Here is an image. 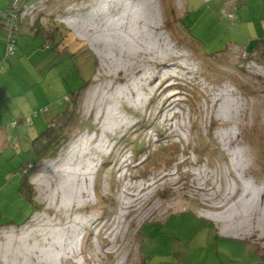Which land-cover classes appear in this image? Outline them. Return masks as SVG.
<instances>
[{"label": "rangeland", "instance_id": "374dc122", "mask_svg": "<svg viewBox=\"0 0 264 264\" xmlns=\"http://www.w3.org/2000/svg\"><path fill=\"white\" fill-rule=\"evenodd\" d=\"M16 1L0 0L4 32L2 13ZM105 1L45 0L35 19L20 23L15 54L0 67V127L8 134L0 264H264V194L262 213L239 237L205 217L235 213L243 182L229 167L238 153L246 157L243 181L264 192V0H148L139 26L142 3L126 0L106 17L119 18L116 27L99 24ZM75 19L82 29L71 27ZM130 23L148 34L138 46L152 43L153 55L113 50L104 58L91 45L101 30L129 32ZM40 31L61 48L45 45ZM229 99L239 111L232 121L223 110ZM62 129L63 147L28 166L22 192L21 165L46 143L43 133ZM71 165L90 173L72 204L60 194ZM149 184L146 207L124 205L126 187ZM226 184L238 195L215 209L209 196L224 198ZM61 240L70 245L65 256L42 254ZM24 247L35 254H20Z\"/></svg>", "mask_w": 264, "mask_h": 264}, {"label": "bare ground", "instance_id": "6f19581e", "mask_svg": "<svg viewBox=\"0 0 264 264\" xmlns=\"http://www.w3.org/2000/svg\"><path fill=\"white\" fill-rule=\"evenodd\" d=\"M128 1V0H127ZM126 0H121V3H118L117 1H113V3H111V1L106 0L105 1V7H101L100 6V10L103 12L104 16L103 18H101L99 20V24L102 25H107V26H112V27H116L118 24L117 20L119 18L115 19H110V20H106V17L109 16L110 13V8H116V10L118 11L120 8H123V3H125ZM142 6V9L144 10L143 12L141 11H137V15L134 18V23L137 24L139 26V22H141V20H145L144 16H145V5L146 7L149 8L150 5V1L148 0H139ZM130 3H127L126 6H128V8H126L127 12L125 13L127 16H134V13L131 12V6H129ZM120 5V8H119ZM98 9V10H99ZM106 10V13H104V11ZM144 14V15H143ZM90 23H93V19L89 20ZM119 21V20H118ZM120 24V23H119ZM131 25V23H130ZM120 26H122L120 24ZM71 27L75 30L79 29L81 27V29L83 28V26L80 24V21L78 20H72L71 21ZM130 29L133 30H129V32H127L126 30H119L118 28H116L115 30H101L102 31V37H97L96 38H92L91 40V45H93V47H96L97 50H99V54L105 58V56L103 55L104 52H109V51H119V53L122 56H127L128 58H133L136 57L137 55H153L154 53V46L151 44L152 43H148L147 45H142L141 48H139L138 43H139V39H145V40H149L150 37L148 36V34L144 35V33L141 32L142 36H138L137 33L135 31H137V27L134 25L129 26ZM96 32H99L100 30H95ZM102 48H101V47ZM146 46V47H145ZM156 52V51H155ZM158 52V51H157ZM156 54V53H155ZM166 63V62H165ZM159 65V64H157ZM234 100V99H233ZM234 101L232 100H227L225 101L224 105H223V110L227 113V120L228 121H232L233 119H236L237 117V113H239L238 109H234ZM237 104V103H236ZM238 105V104H237ZM113 115V112L110 114ZM231 131H226L223 133V137H225V140H229V145L231 144ZM230 138V139H229ZM234 142V141H232ZM234 144V143H233ZM83 154V153H82ZM67 158V157H66ZM236 158L233 162L232 165H230L229 169H230V173L235 174L234 179L236 181V184H238L241 180L242 185H241V195L240 197L236 198L237 201H235V203L233 205H231V208H236L235 213L232 214L229 213L227 214L225 217H221L220 215H215V216H205L208 217L209 219L213 220V222L215 221L218 224H222V228H221V233L223 235H228V234H232V235H228V236H232V237H239V233H241V231L246 227L249 226V223L251 220H253V217L258 214V213H262V205L258 203V199L261 198L264 194V192L262 191V189L258 188L257 186H253L251 185V183H249L248 181H243L242 176L245 175V172H247L246 168H245V164H246V157H244L243 153H238L236 155ZM82 165H71V173H66L67 174V179L68 182H65V186L62 187L61 189V195L64 196V198L68 197L69 198V202H71V204L73 202H75L81 195L83 196V188L80 186V184L78 183L80 180L81 181H86L87 176L90 174L88 172H83L82 170ZM69 168V169H70ZM65 176V175H64ZM199 179V178H198ZM240 179V180H239ZM207 182V181H206ZM238 182V183H237ZM76 183V186L75 184ZM206 184V183H205ZM152 185H146L144 187H137L135 188V191H131L129 187H126V189L124 190L126 197L129 198V200L127 202H123L124 205L127 208H135L136 206L138 207V209H141L143 207H146L148 204V200H146L145 197H147L148 191L151 189ZM213 188V187H212ZM133 190V189H132ZM199 190H203L205 191V193L207 191H209L207 189V187H200ZM220 192L222 189V187L220 186L219 188ZM240 189H236L235 186L232 187V189L230 188V186L228 184H226L225 189H224V198L221 197L223 195L220 194L219 197H221V199L218 198L217 193L215 194H211L209 196V199L211 200V202H213L214 204V208L215 209H222L223 207L227 206L226 204L230 201H233L234 198L238 195V193H236L237 191H239ZM149 193H151L149 191ZM228 194H232V196L228 197ZM67 199V198H66ZM263 199V198H262ZM65 201V200H64ZM78 202V200H77ZM152 203V202H151ZM75 204V203H74ZM232 204V203H231ZM65 205V204H64ZM67 206V205H66ZM232 210V209H231ZM264 212V209H263ZM261 217V216H260ZM262 219V218H261ZM237 222H234V221ZM234 222V223H232ZM232 223V224H231ZM235 226V231L233 230H229L227 229L228 226ZM251 228V227H249ZM247 230V229H246ZM245 230V231H246ZM237 235V236H236ZM55 243H52V246L50 249H46L44 251H42V254L46 255V257L49 256H53L54 258H60L63 257L67 254L68 250H70L69 246H66L64 244V242L58 241L56 243V241H54ZM46 243V242H45ZM72 246V243H71ZM73 249V247L71 248ZM35 251V247H24L21 249L20 254L25 255L26 253L28 255H33ZM17 254V253H16ZM17 257V255H16Z\"/></svg>", "mask_w": 264, "mask_h": 264}, {"label": "built area", "instance_id": "2783aa9c", "mask_svg": "<svg viewBox=\"0 0 264 264\" xmlns=\"http://www.w3.org/2000/svg\"><path fill=\"white\" fill-rule=\"evenodd\" d=\"M27 2L28 0H24V2L19 3L17 0L8 12L2 13L6 24L4 38L7 45V58L15 54L20 23L30 17L35 19L38 12L43 9H40V7L44 6L45 0L30 4Z\"/></svg>", "mask_w": 264, "mask_h": 264}, {"label": "trees", "instance_id": "16d2710c", "mask_svg": "<svg viewBox=\"0 0 264 264\" xmlns=\"http://www.w3.org/2000/svg\"><path fill=\"white\" fill-rule=\"evenodd\" d=\"M18 37H19V33H18ZM17 43H18V38H17ZM245 52L248 53L247 51H245ZM251 52L252 53H248V54H253V53L256 52V50H253ZM79 93L80 92L76 93L75 95H77ZM64 125L66 126V123H63L62 128L65 127ZM63 130L64 129L60 130V132L63 131ZM62 134L63 133L61 132V134H57V135L53 136V133L50 132V134H49V131H47L46 133H43L42 136H45L46 143L41 148L40 147H37V148L35 147V154H34V157H33L31 162L26 163L25 165L24 164L21 165L22 171H23L22 184H21V187H22L21 191L22 192H23V189L26 188V186H25L26 185L25 177H26V173L28 171V166H33V163H35L40 157L43 158L45 156H50V155H54L55 156L58 153V151L60 150V148L63 147L61 143L59 144L60 138L62 139ZM58 135H60V136H58ZM53 143H56L55 145H57L56 147H54L55 148L54 150H56V152L55 151L53 152V150L51 149L52 148L51 146H52ZM51 150H52V152H51ZM8 224L12 225L11 223H8ZM0 226H3V225H0Z\"/></svg>", "mask_w": 264, "mask_h": 264}, {"label": "crops", "instance_id": "0c3cea01", "mask_svg": "<svg viewBox=\"0 0 264 264\" xmlns=\"http://www.w3.org/2000/svg\"><path fill=\"white\" fill-rule=\"evenodd\" d=\"M254 22V21H253ZM255 23V25H254V28L255 29H257L256 27H257V24H258V22L256 23V22H254ZM263 25V26H262ZM262 25H259V29H261L262 27L264 28V23L262 24ZM3 25L2 24H0V67L3 69V65H4V63L5 62H8V58H7V45H6V41H5V38H4V36H5V32H4V30H2L1 29V27H2ZM4 32V33H3ZM31 34L32 33H38V31L36 30V31H34V32H30ZM40 35H43V37H44V39H45V42H46V44L45 45H47V42L49 43L48 45H50L49 47H51V48H55V49H60L61 47L60 46H58L55 42H53L52 43V41H54L53 39H58V38H56V37H53V39H52V37L51 38H49L48 36H47V34L45 33V32H43V31H40L39 32V34L36 36L37 38H38V36H40ZM35 37V38H36ZM42 37V38H43ZM34 38V39H35ZM55 46H57V48L55 47ZM60 47V48H59ZM10 64V63H9ZM2 73H1V75H0V77L2 78ZM0 78V79H1ZM7 144H8V134H7V132H6V130H4V129H2L1 127H0V157L4 154V151H5V148L7 147ZM24 165L26 164L25 163V161H24V163H23ZM220 233H221V231H220Z\"/></svg>", "mask_w": 264, "mask_h": 264}]
</instances>
